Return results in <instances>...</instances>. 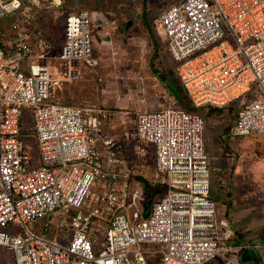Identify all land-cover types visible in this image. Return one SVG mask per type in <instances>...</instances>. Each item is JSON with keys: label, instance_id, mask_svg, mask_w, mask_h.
Returning a JSON list of instances; mask_svg holds the SVG:
<instances>
[{"label": "built area", "instance_id": "1", "mask_svg": "<svg viewBox=\"0 0 264 264\" xmlns=\"http://www.w3.org/2000/svg\"><path fill=\"white\" fill-rule=\"evenodd\" d=\"M44 2L0 0L11 32L0 41V245L16 264H211L231 252L211 195L204 118L180 104L135 110L136 151L153 144L155 181L164 184L145 206L123 155L129 132L118 140L105 130L115 111L54 98L65 80L83 77L80 63H97L88 10L66 14L52 56L36 28ZM155 21L192 104L241 100L230 133H264V0H176ZM28 106L36 155L21 136ZM94 184L99 203L83 211Z\"/></svg>", "mask_w": 264, "mask_h": 264}, {"label": "rangeland", "instance_id": "2", "mask_svg": "<svg viewBox=\"0 0 264 264\" xmlns=\"http://www.w3.org/2000/svg\"><path fill=\"white\" fill-rule=\"evenodd\" d=\"M173 1L176 0H59V3L46 0L37 14L48 43V54L53 56L59 53L64 39L66 14L78 8L88 10L92 54L97 63L76 82L77 95L81 101L115 111L108 118L106 131L118 140L125 131L129 132L128 142L123 143V155L132 165L133 180L136 179L135 174L152 181L156 177L153 144L145 143L147 151L144 156L135 148V144L139 143L132 135L135 110L179 103L156 75L165 74L179 83L174 71L175 60L155 21L162 7ZM128 20L131 23L127 25ZM121 24L125 25L124 30L119 29ZM7 27V17L1 18V41L10 35ZM50 61L52 67L58 63L56 59ZM64 84L56 90L55 100H69L71 97L69 89H72V83ZM258 88L259 85L254 83L253 92L244 96L243 100L252 97ZM241 103V100H236L221 110H210L206 106L199 109L205 122L211 193L216 197L230 198L234 205L238 203L247 207L249 204L255 212L264 213V134L233 136L230 133ZM25 115L32 121L30 106L25 107ZM25 128L28 129L27 126ZM25 139L32 154L36 155L33 134L27 132ZM97 192V185L94 184L82 206L83 211L99 203ZM223 210L221 203L217 205V213ZM16 225L20 228L18 223ZM28 225L36 227L33 222ZM94 236L103 239L102 233H94ZM141 246L153 247L154 244ZM0 264H16L13 251L3 245H0Z\"/></svg>", "mask_w": 264, "mask_h": 264}, {"label": "crops", "instance_id": "3", "mask_svg": "<svg viewBox=\"0 0 264 264\" xmlns=\"http://www.w3.org/2000/svg\"><path fill=\"white\" fill-rule=\"evenodd\" d=\"M135 16H137V14H135ZM130 23V20L126 22L127 25ZM41 27L42 26L40 25L37 17L36 28L42 30ZM124 28L125 25L121 24L119 29L124 30ZM63 40L64 39H62L61 43ZM88 68H91V66H88L84 63H80L79 65V69L83 76ZM80 79H69L63 82V84L72 83L70 85L72 89H69L71 97L69 100L60 99L59 101L78 104H91L89 102L81 101L80 97L77 95L76 82ZM106 129L107 128H105V130ZM106 132L110 134V132ZM121 139H124L123 134ZM123 141L125 143L128 142L125 139ZM211 195L216 200L217 205L221 203L224 206L223 211H218L217 218L225 217L228 220V227L231 233L230 236L226 238V240L233 247V250L228 254L217 256L212 259L211 264H264V213L255 212L250 208L249 204L247 207L238 203L237 205H234L233 200H229L230 198L228 197L221 198L219 195L216 197L212 193ZM222 228L223 227L218 224V229L222 230ZM54 236L55 235H52V237Z\"/></svg>", "mask_w": 264, "mask_h": 264}, {"label": "trees", "instance_id": "4", "mask_svg": "<svg viewBox=\"0 0 264 264\" xmlns=\"http://www.w3.org/2000/svg\"><path fill=\"white\" fill-rule=\"evenodd\" d=\"M1 41V40H0ZM174 71H175V74L178 78V81H175L172 79V77H168L167 75L165 74H162V73H157L156 75L159 77V79L164 83V85L166 86V88L168 89V91L170 92L171 95H173L174 97H176L178 100H179V103H176V104H180L181 106L189 109V110H194V111H198L199 112V109L201 107H207L208 109L210 110H221V109H224L228 106H231V104L236 101V100H233L232 102H230L229 104L223 106V107H218V106H212V105H200V106H194L192 104V102L190 101V99L188 98L187 96V93L184 89V87L182 86L181 82H180V79L177 75V72L175 70V66H174ZM200 113V112H199ZM201 114V113H200ZM202 116V114H201ZM203 117V116H202ZM236 117V115H235ZM234 122V121H233ZM233 124V123H232ZM30 125H31V120L27 119L26 118V115L24 116L23 118V121H22V130H21V136L25 139V134L27 132L31 133L32 134V128H30ZM28 127V129L26 130L25 127ZM27 141V140H26ZM210 162V161H209ZM133 178L132 176V172H131V176H130V182H131V185H141L142 187H144L145 191H146V201H145V206H147L150 201L152 200V198L155 196V195H159L160 193H162V191L164 190V184H160L159 182L157 181H152V180H149L147 179L146 177L140 175V174H135L134 175V178L136 179H131ZM140 205L143 207V202L140 203Z\"/></svg>", "mask_w": 264, "mask_h": 264}]
</instances>
